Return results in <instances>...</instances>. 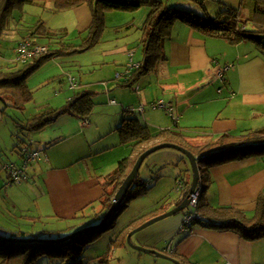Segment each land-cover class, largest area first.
Returning a JSON list of instances; mask_svg holds the SVG:
<instances>
[{
	"label": "crops",
	"instance_id": "obj_1",
	"mask_svg": "<svg viewBox=\"0 0 264 264\" xmlns=\"http://www.w3.org/2000/svg\"><path fill=\"white\" fill-rule=\"evenodd\" d=\"M72 9L76 11L78 22L90 23L91 13L86 4ZM114 11L119 10L105 12V22L106 15ZM149 11L150 7L144 4L133 12H119L126 13L125 18L130 20L129 24L134 26L136 23V28H139L137 31L141 35L140 28ZM116 22L117 17H114L112 23L116 24ZM179 22H182L184 26L175 27L176 30L166 39L165 60L160 61L164 66L159 71L158 77L153 78V75L158 73L156 70L160 63L154 71L139 76L132 83L114 78L113 73L122 70L126 56L132 52L133 43L129 41L132 31L128 29L120 35H117L118 31H115V44L104 50L106 54L112 50L118 53L112 57V60L110 56H104L101 59V69L107 71L111 68L112 72L101 71L99 75L101 77L93 82L92 75L87 77L81 75L78 80L74 79L75 82L69 76L73 86L72 89L68 87L70 92L64 90L63 82L60 83L57 95L64 94V100L59 102L60 105L53 106L47 102L45 106L59 107L75 93L92 90L93 99L96 98L97 103L94 104L88 117L76 118L62 114L43 129L35 132L36 139L32 137L36 142L34 148L45 154L44 162L34 161L37 164L33 168L32 181L36 186L34 179L38 178L40 182L36 186L38 192L29 207L24 209L22 205L14 204L13 200L10 201L8 198L10 196L8 191L12 193V196L14 195L12 190L16 187L15 184L9 185L5 179L1 180V228L27 232L63 230L71 226L67 224V220L72 222L80 209L90 202L96 205V200L103 194L101 181L95 175L96 169L103 168L106 163H110V168L113 169L117 161L130 153V146L120 144L118 136L116 139L108 140V137L116 132L115 128L118 126L116 123L101 128L92 116L95 110L107 107L105 101L109 97H114L113 93L118 97L120 93L123 96H132L131 99L129 97L122 101L119 99L122 109L132 110L131 112L139 111L141 121L150 129L166 128L177 123L186 130L185 133L190 136L187 141L192 144L197 143L201 137H205L203 135L210 136L212 132L244 133L264 126L263 119L259 118L264 109V51L257 50L249 55V51L240 48L241 43L246 41L232 44L225 38L204 34L183 21ZM104 33L105 29L102 35ZM31 39L36 44H43L35 36H31ZM111 40L113 38L106 42ZM221 41H226L228 44ZM223 45L230 47L225 48ZM224 49H232L235 53L226 57L222 53ZM15 58L5 65L6 70L2 67L0 70L19 68L21 65H16L18 61ZM229 62L230 67H234L230 71H228ZM10 67L12 69H9ZM223 68H225L223 79H220L215 76V72ZM228 72H235L236 78H229ZM127 87L134 92L135 96L125 89L117 91ZM158 99H163L173 106L176 122L166 110L163 112L152 109L151 102ZM206 104H208V110H205ZM249 119L252 120L249 121ZM113 120L112 122L120 123L121 119L114 115ZM119 146L126 148L120 151L116 158L115 155L111 156L112 149ZM161 155L163 157L160 161L149 164L150 174L144 178L148 186L149 203L142 207L131 221L118 226L110 240L124 231H130L135 220L147 218L164 208V210L171 208H168L170 203H173L175 198L181 197L182 190H177L176 186L180 180L183 184L187 182L188 171L191 169L190 163L187 164L185 159L175 152H164ZM98 162L101 164L98 165ZM210 177L207 201L211 205H234L253 212L257 195L264 187V156L233 160L213 166L210 168ZM26 179L29 180V174ZM98 208L99 206H96L94 211ZM184 215L185 211L177 212L135 232V242L160 252L178 255L186 260L196 254L202 243L207 242L211 249L219 251L223 255L222 258L231 264H258L253 263L252 256L251 246L255 242L248 243L239 234L231 231L201 228L196 225L184 232L178 229ZM36 221L40 223L60 221L61 223L59 228L43 226L44 228L40 229L36 226ZM202 250L206 251L209 248L204 246Z\"/></svg>",
	"mask_w": 264,
	"mask_h": 264
},
{
	"label": "trees",
	"instance_id": "obj_2",
	"mask_svg": "<svg viewBox=\"0 0 264 264\" xmlns=\"http://www.w3.org/2000/svg\"><path fill=\"white\" fill-rule=\"evenodd\" d=\"M249 1L250 15L242 19L239 16V8H226L211 17L167 6L161 0H0V35L11 12L23 4H41L45 6L50 2L52 10L70 9L86 4L91 13L88 34L82 44L73 46L59 43L58 47L55 48H48L47 46L46 51L33 55L27 62L22 63L19 68L14 66L15 69L13 70H0V105H3L0 106V112L4 114L6 107L22 110L31 101L33 91L28 87L27 79L43 63L58 55L85 50L99 41L105 27L104 14L111 10L133 12L144 4L150 7L139 38L142 57L138 61L137 67L132 70L131 76L125 80L130 83L139 76L154 71L158 63L165 60L164 41L170 37L171 28L178 20L187 23L204 34L225 38L232 44H238L242 41L253 42L258 51L262 52L264 51V0ZM39 27L42 28L41 32L38 31ZM37 34L44 37L48 34L40 21L28 37L31 38L30 36ZM31 42L34 43V40L31 39ZM9 69H12V67ZM93 95V91L75 93L63 105L59 107L45 106L31 118L22 123L19 122L17 126L21 128V131H27V134H25L27 138L17 136L19 154L23 159V163L34 151L30 147L34 142L29 135L30 133L40 131L62 114H68L76 118L88 117L94 106ZM128 111L131 110H123L122 120L115 131L118 134L120 144L130 146V153L121 158L115 167L103 177L101 181L103 194L96 200V205L93 202L88 203L75 216L76 218L84 217L87 213L90 217H98V223L86 227L85 231L73 236L71 234L74 232L61 236V229L27 232L7 230L0 227V264H37L42 256L48 257L47 264H82L83 250L86 245L96 240L104 231L114 227L116 219L126 209L130 200L147 193V182L139 176L138 171L118 207L111 211L103 224H100L105 213L113 204V198L123 179L131 170L137 156L147 147L160 142L178 144L188 149L196 159L199 173V182L195 187L199 188L197 203L195 206H187L179 211H185V213L196 212L189 225L190 228L196 225L201 228L231 231L239 234L247 241L264 237V187L257 195L254 211L251 215H247L244 209L234 205L213 206L206 198L207 190L211 184V167L233 160L264 156V126L244 133L226 131L206 144H192L187 141L190 136L185 133L186 130L178 126L177 123L166 128L150 129L138 117L126 115L125 112ZM172 118L176 122V117ZM27 162L25 161L23 174H21L19 182L27 177V173H25ZM23 163L20 165L5 163L2 166L5 170L7 184L19 183L10 181V176L11 171L21 167ZM176 187L177 190H182L181 197L175 198L168 208L178 205L188 194V181L183 184L180 180ZM96 206H99V208L94 211ZM163 211L166 210L163 209L147 218L134 222L130 229ZM128 231H124L115 239L110 240L105 250L94 257L92 264H109L112 248L127 245L126 235ZM64 236L69 237L60 241L59 239ZM166 254L178 259L181 264L189 263L188 260L178 255Z\"/></svg>",
	"mask_w": 264,
	"mask_h": 264
},
{
	"label": "rangeland",
	"instance_id": "obj_3",
	"mask_svg": "<svg viewBox=\"0 0 264 264\" xmlns=\"http://www.w3.org/2000/svg\"><path fill=\"white\" fill-rule=\"evenodd\" d=\"M161 1H163L167 6L177 7L182 10H185V12L190 11L198 15H205L212 17L226 8H239V16L242 19H245L250 15L249 0H199V1L198 0H161ZM77 12L79 13L80 11ZM120 12L114 11L106 15V22H105L106 28L104 27L105 33L104 35H101L100 37L101 41L99 39L100 42L97 41L91 47L82 51H75L65 55L55 56L49 61L43 63L40 66V68L34 71L27 79V85L33 91V97L31 101H29L22 110L15 109L12 107H6L4 114H1L0 112V169H1L0 186L2 184L1 180L5 179L6 181L5 170L3 169L2 166L5 163H16L18 165L23 163V159L19 154V143H18L19 141L17 136H23L27 138V136L25 135L27 134V131L25 130L21 131V128H19L17 124L19 122L21 123L24 122L25 120L31 118L33 115L38 113L46 105L47 102L48 104H52L53 106L58 105L59 102L61 103V101L64 100L65 96L64 94L57 95L60 89V83L61 82L64 83L63 86L65 87L64 88L65 91L68 89L70 90V88L73 87L71 85L72 82L69 76H71L73 81L75 82L76 80L74 79L78 80L81 75H84L85 77L92 75L91 77H94V79L92 80L93 82L98 80L99 77H101L99 76L101 75L100 73L101 71H103L104 73H109L111 71V68L107 69V71L101 69V65H102L101 59L104 56H110V60H112V57H115L118 54L116 50L110 51L109 54H106L104 52L106 48L111 47L112 45L115 44L114 42L115 31H118L117 35H120L121 33H123L128 29L132 31L129 40L131 43H133L132 59L135 60V62H138V60L141 59L142 57L141 45L139 44V40H138L140 34L139 31H137L139 28H136V23L134 24V26L129 24L130 20H127V18H125L126 13H120ZM114 17H117L116 24L112 23V19ZM39 21L42 23L44 30L48 31V34L45 37L40 36L41 34H37L35 35V37H37L39 41L43 43L42 44L43 46L46 47L48 46V48L58 47L59 43L70 44L73 46L75 45L78 46L82 44L83 41L85 40L86 35L88 34V30H89L88 27L90 25L89 22H88L89 24H87L84 21L78 22L76 11L72 8L62 9V10H52V4L50 2H48L45 6L41 4H23L19 7H16V9H14L9 15L8 21L0 35V68L2 67L3 70L7 69V66L5 65L13 61V59L16 57L15 48L17 44L23 38L29 36L28 34H30L32 30H34V27ZM177 26H184V24H182V22L179 21L174 23L173 27L171 28V34L176 30L175 27ZM41 30L42 28L39 27L38 31L41 32ZM110 38H113V40H111L110 42H106ZM165 42L166 40L164 41V50L166 49ZM221 42H225V44H228L226 43V41H221ZM33 44L40 45V44H36L35 41ZM223 46L225 48L230 47L229 45H226L227 47L225 45ZM240 46H241L240 48L244 49V51L247 52L249 51V55H252L258 50L256 45L250 41L241 43ZM233 48L234 47L232 46V49ZM232 49L222 50L223 55L227 57L228 55L234 54L235 52H233ZM128 61H129V56H126V60L123 65L126 66V63ZM161 62H159L160 64L158 63L160 65L156 70L158 71V73L154 74L153 78H155V76L158 77L159 71L161 70L162 66H164L161 65ZM17 63L18 64L16 65L22 64L19 61ZM220 65L224 66V64H220ZM228 66L229 67L231 66L230 62L228 63ZM233 68L230 67L228 71L232 70ZM169 70H173V69H169ZM113 75L115 74L113 73ZM227 76L229 78L235 79L236 73L228 72ZM122 89L129 91L131 94H133V96H135L134 92H132L128 87L120 88L117 91H120ZM99 94L100 93H98V95ZM113 96L114 97H109L106 99L105 103L107 107L103 109H97L92 113L94 120L100 124L101 128H104L105 125H112V123H116V125H119L117 124L119 122H112V121H114L113 120L114 115L118 116L122 120L123 117L122 114L123 107L121 103L122 99L125 100L128 97L129 99L133 98L132 96H123L121 93L119 97L115 93H113ZM109 99H115L116 104H110ZM93 100L95 101L94 104L96 105L97 103L96 98H94ZM0 106L2 107L3 105ZM207 106L208 104H206L205 110H208ZM152 109H156L158 111L161 110L164 112V109L160 107L152 108ZM131 111L125 112L126 115L134 114V116L136 115V117L140 118L139 111H133V112ZM259 118L263 119L264 121V109L261 112ZM251 120L252 119H249V121ZM220 133L222 132H212L210 136L203 135L205 137L198 136L201 138L195 144H206ZM34 134L35 133H30L29 135L36 139V135ZM117 136H118L117 133L114 132L111 135V137H108V140H111L112 138L116 139ZM20 146L22 145L20 144ZM35 146H36V142L34 141L30 145V147L31 149L36 150V148H34ZM124 148L126 147L119 146L116 147L115 149H112L111 156L115 155L114 157L116 158V155L120 153V151L124 150ZM164 152H175L179 156H182L187 162V164H189L188 158H186L185 155L180 151L168 147L161 148L150 153L142 162L139 168V176L142 177V179L148 177V175L150 174L149 164H151L154 161H160L161 157H163L164 155L161 154ZM26 156H28V154H26ZM110 159L112 160V158H109V160ZM34 161L27 162L26 165L25 173H27V175L29 174V180L23 179L21 182L15 184L16 187L14 186H13L14 188L11 187L13 188L12 192H14L13 196L12 193L8 191L10 195L8 197L9 200L10 201L13 200L14 204L17 203L18 205H22L24 209L29 207L31 201L38 192V188L36 186L37 184L38 185L40 184L38 178L35 177L34 180L36 186L33 185L34 184L32 181L33 168L36 167L37 162L41 163L44 162L45 160L42 159L37 162ZM99 164H101V162L100 163L98 162V165ZM111 169L112 168H110V163L109 164L106 163L104 164L103 168L96 169L95 175L98 177V179H100V181H102L103 177L106 176ZM105 171L108 172L104 175L103 172ZM91 172L93 173V171ZM190 173L191 175H189ZM191 180H192V172L190 169V171H188V176H187V181L189 183V186L191 184ZM0 189H2V187H0ZM206 198H207V194H206ZM148 203H149V198L147 196V193L141 194L140 196L130 200L126 209L116 219L114 227L104 231L96 240L86 245L85 249L83 250L82 264H92L94 257L102 253L107 247V244L110 241L114 230L118 226L131 221V219H133L138 215V211ZM245 212L247 215H251L253 213L252 211H245ZM95 217L96 216L90 217L86 213V216L84 217H79V218L74 217L72 222L70 220H67V224H70L71 226L61 230L60 235L63 236L71 232L79 231L90 225L92 226L97 224L98 217L97 218ZM160 221H156L154 223ZM59 223L61 222L60 221H55L53 223H44V222L40 223L38 221L35 222L36 226H39L40 229L44 228L43 226H45L46 228H55V227L59 228L60 227ZM188 228L189 225L187 223H184L183 218H181L178 229L184 230L185 232L188 230ZM134 234L131 237V242L133 244L144 246L146 248H151L143 244L136 243ZM252 242H255L251 246L252 256L254 261L253 263L264 264V237H259L252 241L248 240V243H252ZM207 244H208L207 242L202 243V246L198 249L196 254L192 256L191 259H189L190 261L188 260L187 262L191 264H194L195 262L197 264H230V262L222 258L223 255L219 251L215 250L214 248L211 249ZM204 246H207L209 250L203 251L202 248ZM47 263H48V257L46 256L40 257V259L37 262V264H47ZM109 264H177V263L168 258L157 256L154 253H145L127 244L124 247L112 248Z\"/></svg>",
	"mask_w": 264,
	"mask_h": 264
},
{
	"label": "water",
	"instance_id": "obj_4",
	"mask_svg": "<svg viewBox=\"0 0 264 264\" xmlns=\"http://www.w3.org/2000/svg\"><path fill=\"white\" fill-rule=\"evenodd\" d=\"M174 148L178 151H180L181 153H183L189 160V163H190V166H191V170H192V180H191V184L189 186V189H188V194L183 198V200L176 206L172 207L171 209L165 211V212H162V213H159L147 220H145L144 222H142L141 224H139L138 226H136L135 228L131 229L127 235H126V242L127 244H129L130 246H132L133 248L135 249H138L140 251H143L145 253H154L156 254L157 256H160V257H164V258H168L170 260H173L175 261L177 264H181L179 260L175 259L174 257L168 255V254H165L163 252H160L158 250H155V249H151V248H146L144 246H140V245H135L131 242V236L151 225L152 223L156 222V221H159L165 217H168V216H171L179 211H181L182 209H184L185 207L189 206V195L195 190V187L197 186L198 184V179H199V173H198V169H197V165H196V159L194 157V155L186 148L178 145V144H175V143H170V142H160V143H157V144H154L152 146H149L147 147L145 150H143L136 158L131 170L129 171V173L126 175V177L123 179L122 183L120 184L114 198H113V204L110 206V208L107 210V212L105 213L102 221L100 222V224H103L107 218L109 217L110 213L112 210H115L119 203L123 200V198L125 197L126 195V192H127V189L128 187L131 185L134 177L136 176L138 170H139V167L141 165V163L143 162V160L152 152L158 150V149H161V148ZM86 228H83L79 231H76L74 233H72L71 235H75L77 233H80V232H83L85 231ZM69 236H64L62 238H60L59 240L60 241H63L65 239H67ZM25 241V240H24Z\"/></svg>",
	"mask_w": 264,
	"mask_h": 264
},
{
	"label": "built area",
	"instance_id": "obj_5",
	"mask_svg": "<svg viewBox=\"0 0 264 264\" xmlns=\"http://www.w3.org/2000/svg\"><path fill=\"white\" fill-rule=\"evenodd\" d=\"M47 47L43 45H34L31 42V38L25 37L23 38L16 46L15 53H16V60L25 63L27 62L30 57L33 55H37L43 51H46ZM129 61L126 63V66L122 68L121 71H116L114 78L116 80H126L129 76H131L132 70L137 67L138 62H135L132 59V52H129ZM225 71V68L218 69L215 72V76H217L220 79H223V73ZM138 92V90H136ZM110 103L114 104L115 100L110 99ZM152 107H161L164 108L172 117H174L173 114V107L170 104L165 103L163 100H156L151 102ZM45 158L44 152H41V150H34L29 157L26 158L27 161H38ZM25 161L23 165L19 168H15L11 171L10 181L19 182L21 174H23V169L25 166ZM199 188H195V190L189 195V206H195L197 203ZM196 212L191 211L187 212L184 215L183 222L190 225L193 217L195 216ZM231 264V263H230Z\"/></svg>",
	"mask_w": 264,
	"mask_h": 264
}]
</instances>
